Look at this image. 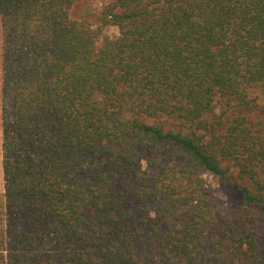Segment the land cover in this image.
I'll return each instance as SVG.
<instances>
[{"label":"trees","instance_id":"16d2710c","mask_svg":"<svg viewBox=\"0 0 264 264\" xmlns=\"http://www.w3.org/2000/svg\"><path fill=\"white\" fill-rule=\"evenodd\" d=\"M79 1L0 0L5 264H264V0Z\"/></svg>","mask_w":264,"mask_h":264},{"label":"rangeland","instance_id":"374dc122","mask_svg":"<svg viewBox=\"0 0 264 264\" xmlns=\"http://www.w3.org/2000/svg\"><path fill=\"white\" fill-rule=\"evenodd\" d=\"M109 0H81L75 3L71 9L72 16L79 19H86L91 26L95 28L98 23V17L102 14V10ZM118 34V30L115 26L110 25L102 28L101 37L98 39L99 44L103 36L114 38ZM264 100V95H262ZM168 124H173L174 120L168 119ZM1 140L2 133L0 130V240L4 237V229L8 223H12V218H7L4 209V197H3V184H2V168H1ZM148 155L146 153H140L139 168L151 172V167L148 163ZM151 159V158H150ZM150 161V160H149ZM201 176L202 192L207 197L209 204L213 210V213L219 217V223L222 224L224 219H237L243 211V195L240 189L234 187L221 178L215 177L207 171H199ZM132 202V201H130ZM134 203V202H132ZM137 225L140 229H144L145 221L142 216H136ZM248 224L250 222H247ZM20 227L24 230H29L27 224H21ZM256 228L260 231L264 230V224L259 223ZM213 249L202 250L200 255H210ZM0 264H5L4 252L1 251L0 244ZM244 264V262H242Z\"/></svg>","mask_w":264,"mask_h":264}]
</instances>
